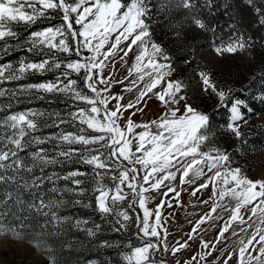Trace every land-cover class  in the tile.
Masks as SVG:
<instances>
[{
  "label": "snow or ice",
  "instance_id": "6c2138e0",
  "mask_svg": "<svg viewBox=\"0 0 264 264\" xmlns=\"http://www.w3.org/2000/svg\"><path fill=\"white\" fill-rule=\"evenodd\" d=\"M244 2L264 25V4L258 5L256 0ZM177 6L192 11L194 25L214 36L218 25L202 15L205 10L206 15L215 16L220 8L230 9L227 2L218 4L217 0H179ZM166 7L164 0L151 6L149 0H0V53L6 55L17 49L25 53L15 65L10 61L0 64V86L28 75L55 73L53 79L19 89L0 87V97L9 98L8 103L0 104V236L25 240L43 252L49 264H61L63 249L75 246L65 238L71 229L90 239L103 230L95 221L88 227V219L60 214L68 206L93 208L91 199H82L90 190L95 197V212L111 225V231L127 232L129 222L135 224L139 245L133 247L131 241L125 242L130 249L123 253L125 264H164L157 259L158 253L171 251L176 256L189 247V240L197 238L205 251L193 255L192 261L197 257L199 261L206 260L216 247L214 243L210 247V242L199 236V230L216 218L217 209L229 216L216 243L229 229L239 237L224 264L234 257V264H264V180L253 181L242 167L233 166L231 153L216 142L220 130L213 128L210 114L188 102L187 85L182 79L171 78L169 54L151 39L150 16ZM55 14L59 15V24L52 23L57 18ZM43 21L48 22L47 26L23 38L15 29L16 25L30 28ZM228 27L227 41H212L217 56L234 55L253 46L255 41L239 31L235 17ZM130 53L134 59L128 65ZM118 62L128 65L122 79L114 78ZM196 75L202 83L201 90L215 96L218 108L228 110L224 130L241 144L246 143V133L241 128L248 124L246 112L252 109L231 88L220 87L210 72L201 69ZM115 85L123 86L120 92L113 91ZM134 91L135 97L125 102L124 93ZM37 94L39 99L50 95L71 101L68 119L56 112L11 111L12 100L19 103L22 97ZM153 98L163 108L161 114L149 122L134 121L133 117L144 112ZM44 117L51 124L42 122ZM65 123L78 125L77 130L37 134L45 126L60 128ZM47 144L52 148L41 147ZM77 144L82 147H72ZM65 160L82 162L90 166L91 172L79 168L63 176L47 172L49 166ZM89 176L90 185L82 187L85 180L79 177ZM201 179L204 182L196 185ZM61 180L71 186L61 187ZM185 184L196 185L192 196L211 185L210 199H216L210 212L195 221L186 234L188 240H177L170 248L167 220H162L161 210L172 208V201L179 203L178 188ZM162 187L165 191L160 193V203L150 209L152 197L147 194L159 192ZM129 197L127 207H122ZM136 207L142 215L135 211ZM218 218L224 219L222 215ZM233 223L240 226L239 232L232 228ZM97 243L101 247H119L109 240Z\"/></svg>",
  "mask_w": 264,
  "mask_h": 264
},
{
  "label": "rangeland",
  "instance_id": "374dc122",
  "mask_svg": "<svg viewBox=\"0 0 264 264\" xmlns=\"http://www.w3.org/2000/svg\"><path fill=\"white\" fill-rule=\"evenodd\" d=\"M167 5L166 16L168 17L167 20L162 19L157 14L156 16H150V23L154 25L156 31L160 29H164L167 31L166 36L161 38V42L165 41L168 38V41L172 43H176L177 33H180L179 38L183 39L186 43L194 44V42L203 43V37L194 23L192 22V18L189 16V9H185L182 7H178L179 0H164ZM57 18L52 21L54 24H59L61 21L59 19V15L55 14ZM48 22H38V24L33 25L32 27H28L24 24L16 25L15 29L20 32L21 38L27 35L29 32L36 30L40 27L47 26ZM75 26V25H74ZM229 37V36H228ZM228 37L224 39H220L217 44L221 42V40L227 41ZM152 39V38H151ZM154 42L160 45V42ZM12 43H15L12 41ZM166 52L167 50L163 48ZM136 49H133L135 52ZM19 53L20 58L25 56V53L20 51L19 49L14 51H9L8 54L3 55V59L0 60V64L9 62L11 55ZM258 52H255L254 48H248L244 51H238L236 54H224L223 56H217L213 50V46L207 48L200 53L194 55L190 62H187L185 65H178L173 69L172 79L180 78L182 79L185 84L187 85L186 91L189 96V103L193 104L196 108L210 113L212 111H218V104L217 100L214 95L211 93H205L202 89V83L200 82L199 78L197 77V71L203 69L211 73L212 78L220 87H227L235 92L240 88L242 85V75L244 73H254L256 70L261 71L263 66L258 64L260 63L259 60L257 61L256 55ZM30 55V54H28ZM74 58V57H73ZM128 65H131L133 62L134 56L132 53L129 54ZM16 61H11L14 65L17 63ZM128 65L122 66V62L116 63V70L117 74L114 78L122 79L127 74V67ZM46 76L48 80L53 79L55 73H46L45 75H28L25 79L20 81H13L14 84L10 85V83H6L7 86L2 85L0 87H6L9 89H19L23 85L37 83L41 77ZM73 78H76L73 76ZM9 84V86H8ZM122 85H115L113 87L114 92H120L122 89ZM159 90V89H157ZM125 95V102L130 99H133L136 95V92L132 93H124ZM33 96L29 98L28 96H24L21 98L22 102L17 103L15 100H12V108L11 111H17L16 108H20L22 105H26L25 108L21 109L20 111L26 109H32L39 112L44 113H59L64 119H68L67 112L69 110V106L71 101H69L66 97L63 96H45L44 99L37 98ZM4 99L0 101V104H6L9 101L8 97H3ZM147 99V98H146ZM43 106L42 108H39ZM163 108L160 106V103L155 98L148 100L147 107L144 109V112H138L136 116L133 117V120L136 122H149L155 118H157ZM0 115H3L0 113ZM229 115V114H228ZM250 114L246 115L248 119V124L241 128V131L247 127H259V129L264 130V114H258L256 116L250 117ZM125 118L128 116V113H124ZM229 119V118H228ZM47 121L48 124H51V121L47 120V117H44L42 122ZM226 126V125H225ZM225 126H213V128H218L220 131L217 133L218 139L217 144L222 146L223 148L227 149L229 152L232 149H239V146L236 145V140L231 137V134L224 130ZM78 125H72L69 123H65L60 126V128L55 127H48L45 126L41 129L38 135L48 136L53 133H59L61 131L65 132H75L77 130ZM48 147L52 148L51 144H47ZM62 147L67 148L68 145H62ZM72 147L81 148L82 145H73ZM238 147V148H236ZM243 148L241 147L239 151L233 152V158L235 159L234 167H242L243 171L246 173L248 178L252 179L253 181L257 180H264V148L262 149H254L250 150L247 153L242 152ZM106 151V150H105ZM72 162H77L81 164L83 167L89 169L91 172L90 166L75 160H70ZM83 179L88 180L91 178L89 177H82ZM179 177L177 179L178 183ZM106 182H108L106 180ZM203 179L198 180L196 185L203 183ZM196 185H188L185 184L182 188H178L180 191L179 196V203L176 201H172L173 207L167 208L165 207L162 209V220H167L166 227L168 229V243L169 247L171 248L172 245L175 244L177 240H181V242L188 240V236L186 235L191 231L193 224L197 221L200 217L204 216L206 213L210 212L213 203L215 202L216 198H211L212 195V187L209 185L207 189H202L201 192H198L196 196H192L191 192L193 191ZM90 191V190H89ZM165 191L162 187L159 192L152 191L147 195L152 197V200L148 203V207L150 209H155L156 205H158L162 199L160 193ZM91 192V191H90ZM173 195V194H170ZM84 197H87L85 195ZM94 197V196H93ZM129 200H125L122 202V207H127ZM207 200L208 203L205 204L203 201ZM95 202V198H94ZM136 212H141V210L136 207ZM243 212V210H242ZM142 215V212H141ZM222 215L224 219H219L218 216ZM229 213L222 212L221 209H217L216 218L213 220L205 223L201 226L199 230V236L203 238L204 241L210 242L211 244H215L216 251L212 252L210 256H207L206 260L199 261V257H197V261L199 264H212L215 261V264H224V260L227 258L229 252L232 251V248L235 246L234 242L239 239L237 236L232 235V229H229V232L225 233V237L220 240L219 243H216V238L220 231L221 226L223 225L224 221L228 219ZM244 219L248 220V215H244ZM247 227V225H244ZM232 228H235L238 232L240 230V226L237 223H233ZM252 229H249L251 232ZM137 229L135 224L131 221L129 222V230L127 232H122L128 238V241L132 242V246H138L139 241L135 239ZM241 236L244 234L241 232ZM189 247L186 249H182L181 252L177 253L176 256L169 252H163L157 254V259L164 262V264H175L176 261H179V264H185L186 261H191V264H197V261H192L193 255L200 252L203 253L205 250L201 247V240L199 238L195 240H189ZM221 250H226L221 253ZM128 251L130 249L128 248ZM235 257L233 261H229V264H234ZM0 264H48L47 259L42 254L41 251H38L32 245H30L27 241L20 240L16 241L10 238H6L0 236Z\"/></svg>",
  "mask_w": 264,
  "mask_h": 264
},
{
  "label": "trees",
  "instance_id": "16d2710c",
  "mask_svg": "<svg viewBox=\"0 0 264 264\" xmlns=\"http://www.w3.org/2000/svg\"><path fill=\"white\" fill-rule=\"evenodd\" d=\"M157 0H149L150 6L156 4ZM202 2V0H201ZM218 4H223L227 2L230 5V9L226 10L224 8H220L216 11L215 16L202 15L201 18H205L208 22H211L214 25H218L217 27V35L214 36L211 32H205L200 30L203 40V43H198L197 41L194 44H185V41L177 35L178 41L176 43H170L168 38L163 42H161V38L166 36L167 31L165 28L156 31L154 25L151 24V32L152 39L157 42H160V45L167 50V53L170 56V63L172 64L173 69L178 65H185L190 61L191 58L200 53L201 51L212 47V41L215 39L218 42L220 39H224L230 35V30L228 25L232 22L233 17H235L236 23L239 25V31L245 35V37H252L255 43L251 47L254 48L255 52H258L256 55L257 61L259 60L260 65L263 66L261 71L256 70L254 73H244L242 76V85L235 92V96L243 99L249 107L252 109L250 112H246L250 114V117L256 116L258 114H264V25H261L258 21L257 14L253 10V8L246 4L244 0H217ZM256 3L264 4V0H256ZM167 11L166 9H161L159 16L162 19L167 20L168 17L165 15ZM153 13H156V9H152ZM157 14L151 15L156 16ZM192 11L189 10V16L192 18ZM20 58L19 53L13 54L10 56L9 60L16 61ZM8 62V61H6ZM47 77H41L38 81L48 80ZM14 84L11 82L10 85ZM5 86H7L5 84ZM9 86V84H8ZM243 89V91H242ZM3 97H0V101L3 100ZM26 105H22L20 108H16L17 111L25 108ZM43 106L39 107L42 108ZM218 111L210 112V116L212 117L211 123L213 126H225L226 122L229 118V112L227 109L219 108ZM244 132L246 133L247 142L241 144V142L236 140V145L239 146V149L242 147L243 153H247L250 150L254 149H262L264 148V130H260L259 127H247ZM41 147H45L51 149L47 145H42ZM238 148V147H236ZM237 149H232L230 151L231 155L234 154ZM23 155V153H22ZM79 168L82 171H88L89 169L83 167L81 164L77 162H72L70 160H65L62 163H58L53 166H49L47 168V172L52 174L53 172L58 175H66L69 171L75 170ZM83 179L82 177H79ZM85 180V179H84ZM61 187L65 184H69L70 182L61 180L58 182ZM91 183V178L85 181V184L82 187H88ZM47 186V185H46ZM85 195L88 196L93 201V208H82V207H71L68 206L66 208L61 209L60 214L65 216H75L82 217L88 219L90 221L88 227H91V221H95L99 223L102 227V231L97 235L95 239H90L85 237L84 233L71 229L66 235V239H68L73 245L72 248H64L62 254L59 259L61 264H92V262H96V264H125L123 261V253L128 251V246L125 242L128 241V238L124 233H116L110 230L111 225L106 223L105 220L101 219L100 215L95 212V203L93 195L89 191ZM66 197H69V194H66ZM70 198V197H69ZM87 197H82V199H86ZM131 212V210H129ZM109 240L119 247H101L98 245V241ZM25 241V240H24ZM42 254L47 259V256L42 252Z\"/></svg>",
  "mask_w": 264,
  "mask_h": 264
}]
</instances>
